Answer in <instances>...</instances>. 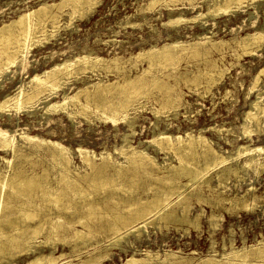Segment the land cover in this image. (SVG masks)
<instances>
[{
    "label": "rangeland",
    "instance_id": "obj_1",
    "mask_svg": "<svg viewBox=\"0 0 264 264\" xmlns=\"http://www.w3.org/2000/svg\"><path fill=\"white\" fill-rule=\"evenodd\" d=\"M59 1L0 0V25L16 18L24 11L37 9V6L41 4H57ZM149 1L101 0L91 13L82 17L75 14L72 20L68 17L72 12L70 6L49 8L56 14L58 21L56 27L60 28H53L47 22L45 30L54 35L50 38L48 36L45 40L43 35L37 32L44 43L35 42L22 65L14 63L0 76L1 101L5 96L17 92L19 87L24 93H29L33 75H41L57 62L61 63L68 58L74 59L89 51L92 58L98 56L106 60V62L105 60L99 62L98 67L93 69L77 70L76 74L69 76L62 87L56 90L55 95H50L48 90H44L38 95V100L29 103L30 105L26 104L19 110L14 107H5L0 110V127L14 133L18 144L21 143V138L15 130L22 128L29 134L58 140L69 147L72 160L69 165L71 168L69 176L77 182L72 181L73 184L77 186L82 184L80 186L85 189L90 188V191L83 194L84 196L75 195L72 191L68 192V197H64V204L52 205L54 203L42 197L41 192L46 188L63 189L67 183L60 180L58 166L51 159L50 152L33 146H23L16 154H13L10 149H0V171L10 174L17 172L20 176L35 173L44 177L42 184H31L22 191L38 193L28 198L29 201L24 195H17L10 185H4L1 198H4L8 206H3L2 214L17 218L13 219V222L16 221L15 224L5 223L0 218V226L5 232L13 231L14 228L21 229V234H17L21 240L15 243L4 241L5 251L0 253V264H25L28 259L39 253H51L56 257V264H126L128 258L145 259L148 253L152 255V258L154 257L150 261L151 264H238L241 261L239 264L260 262L264 264V151H261L257 155V160L250 165L245 164L249 158L248 153L238 151L242 145L264 148V71L260 72L264 68V40H245L247 34L252 35L256 32L264 34V0H242L240 7L233 6L231 10L218 15L204 14L208 11V5L216 0H158L151 6L148 4ZM199 12L204 15L190 19ZM177 16H181L184 20L167 24L169 18ZM174 41L181 44L177 48H180L177 60L169 66L157 64L144 74L146 79L155 75L162 80L161 83L165 80L166 84H172L171 90H173L164 89L161 86L159 90L156 89V87L159 88L157 85L153 87V90L151 88L147 91L145 97L139 98L127 110L130 123H133L131 127L130 123L123 120L113 123L111 119H105L101 111H97L93 102L89 104L91 110L87 107L82 112L79 110L78 101L71 102L73 105L69 102L66 109L45 111L47 103L61 102L63 93L70 96L86 88L91 96L95 82L99 81L101 85H106L104 84L106 82L108 85L109 82L118 84L125 80L123 78L139 76L148 67L150 53L147 51L151 47L159 48L165 43ZM3 47V43L0 42V55L5 59L4 52H1ZM112 57L116 59L112 60ZM104 65L107 67L105 68ZM218 69L223 73L217 81H214V75L209 71ZM209 76H212L211 80ZM83 92L78 97L82 103L85 101V95H83L85 91ZM168 92L176 97L175 110L169 107L171 105ZM257 98H259V107L263 110H259L257 120L243 126V116L250 109V102ZM157 109H159L158 112H156ZM68 113L72 114L69 116ZM245 127L250 133L243 132ZM157 132L181 138L185 134L200 133L214 150V154L218 153V156L224 158V162L211 164L206 169V173L203 172V178L186 183L188 177L178 174L177 176L171 171L172 164L173 166L179 164L177 155L178 149H181L180 146L175 145L170 148L164 146L168 145L165 141L161 146L150 142ZM124 133L128 136L131 146L145 149L146 154L153 157L151 159L156 164L148 161L143 168V166L138 167L128 163L124 155L116 150L124 143H122ZM79 146L92 150L96 154L110 153V159L96 157L93 161L95 164H100V167L102 162H105L100 173L107 179L112 175L113 180L109 179L112 181L110 184L97 189L91 186L89 180L96 172L90 165L84 163L75 151ZM194 148L195 154L189 153L188 155L192 156L187 155V158L185 155L184 159L187 158L186 161L191 159L192 161H189L193 165L196 164L195 166L201 168L206 163L204 157L207 155V158H211L213 153L205 154L206 150L203 151L204 147L200 145ZM192 157L197 160L195 161ZM4 158L10 159L11 162L6 164ZM207 161L212 163L209 159ZM157 178H160L159 181ZM164 181L171 182V185ZM170 187L175 189V193L168 198L167 202L171 204L164 210V212L167 211L168 220L165 218L166 214L161 213L158 217V213H149L146 216L147 220L149 219L148 224L136 229L142 225V220L136 219L133 212L138 209L142 201L145 202L147 199L150 201L154 196L168 191ZM196 192H198L197 195ZM178 195H181V198H177ZM86 196L88 199H84ZM128 197L133 201L132 203L126 201L130 200ZM123 198L124 201H122ZM73 201L75 204L72 206ZM79 203H82V206H79ZM88 204H91L93 208L88 209ZM19 209L29 210L34 216L25 218L21 212L17 211ZM123 209H126L125 212ZM116 212L117 215L132 219L130 226L134 227L125 232V227L122 226V222L120 223L121 220L116 221L118 227H123V229L120 227L123 237L118 240L115 233L113 234L109 219L111 216H117ZM42 217H46L44 221ZM58 217L60 221L54 223L57 229L51 234L48 231L49 225ZM80 218H82L81 223ZM104 219L107 221L105 222ZM38 221L44 222L41 235L25 243V239L32 234L30 227L37 225ZM23 222L28 225L22 224ZM75 230L87 232L88 238L85 244H82V239L74 235ZM23 231L25 234L22 233ZM29 245L30 247H27ZM28 248L30 249L27 250ZM257 248L263 249L262 257L255 251ZM232 252H239V255L236 256ZM244 253L245 255L242 256ZM91 257H98L97 262H91ZM209 259L212 261L210 262Z\"/></svg>",
    "mask_w": 264,
    "mask_h": 264
},
{
    "label": "bare ground",
    "instance_id": "obj_2",
    "mask_svg": "<svg viewBox=\"0 0 264 264\" xmlns=\"http://www.w3.org/2000/svg\"><path fill=\"white\" fill-rule=\"evenodd\" d=\"M158 0H150L149 1V6L153 5L155 2H157ZM219 0L214 1L211 5H208V11H206V13L204 14H211L212 15H218L220 13L226 12L231 10V8L233 6H235L236 8L240 7L242 4V0H221L222 2H218ZM101 2V0H60L59 2H57V4H41L39 7L37 6V9H33V10H29V11H24L22 13H20L19 15H17L16 18H13L7 22H3L0 25V42L3 43L4 47L2 48L1 52H4L5 54V59L1 58L0 55V76L7 71V69L10 67V65L15 64H23L26 60V56L29 53L30 48L32 47V45H34L35 42H39V43H44L43 39L39 37V35H37V32H40L44 39L46 40L47 37L52 36L54 34L52 33H47V31L45 30V26L47 25L46 23L49 22L51 27H56L58 21H57V16L55 13L51 12V7L53 6H58L59 8L61 6H70V9L72 10V12L66 13L69 14L68 17H70L69 20L74 19L75 14L82 17L88 13H91L92 10ZM252 2V1H251ZM147 4V5H148ZM65 6V7H66ZM148 6V7H149ZM141 7V6H140ZM50 8V9H49ZM57 8V7H56ZM62 9V8H61ZM55 10V9H54ZM233 10V9H232ZM60 11V9H59ZM264 11V10H263ZM64 13V12H63ZM203 13H198L197 15L191 17L190 19H196L198 17H201L204 15ZM60 17V13L58 18ZM77 17V16H76ZM181 20H184L181 16H177L176 18H169V20L167 21L168 23H178ZM263 20V19H262ZM1 22V21H0ZM72 23V21H71ZM264 23V22H263ZM169 25V24H168ZM173 25V24H172ZM65 27V26H64ZM132 27V26H131ZM50 28V27H49ZM58 28V27H56ZM60 28V27H59ZM58 28V29H59ZM52 29V28H51ZM57 29V30H58ZM260 29V28H259ZM52 31V30H51ZM260 31V30H259ZM54 33V31H53ZM199 35V34H198ZM244 37V36H243ZM242 37V38H243ZM112 39V38H111ZM264 40V34H262L261 32H256L252 35H246L245 40ZM244 40V39H243ZM30 41V43H29ZM7 44H5V43ZM243 42V41H242ZM239 43V42H238ZM249 43V42H248ZM255 43V42H253ZM259 43V41L257 42ZM246 43H244L245 45ZM181 44H179L178 41H174L172 43H165L163 44L161 47L159 46V48L156 47H149L150 49L147 51L148 53H150V56L148 58V67L146 69H144L143 73L140 74L139 76L133 77V78H123L125 80H122V83H118V84H110L109 85L106 83V85H101V83H96L93 86V92H91V96L92 98L90 99L91 96H89V91L85 88L82 90H79L77 92H74V94L72 95H67L66 93H63V100L61 102H51V103H47L45 105V111H52L54 112L55 109L60 108V109H66V107H68V103L70 102H77L78 101V105H79V110L82 112L85 109H87V107L90 109L89 104L91 102L94 103L95 108L101 111L103 117L105 119H111L113 121V123H116L118 120H123L128 122V124L130 123V120L128 118V113L127 110L130 106H133L134 103L142 97H145L147 95V91H149L151 88V90H153V87L159 85L156 89H161L160 86L164 89H169L171 90L172 88V84H166L165 80L163 81V83H161L160 81H162L159 77L152 75L150 79H146V77L144 76L145 72L149 71L151 68H153L155 65L157 64H168L171 65L173 64L176 60H177V56H178V50L177 49L178 46H180ZM154 46V45H153ZM243 46V44H242ZM1 49V48H0ZM241 49V48H240ZM255 49V48H254ZM191 50V49H190ZM245 50V48H244ZM243 50V52H244ZM249 50V49H248ZM253 50V49H252ZM91 52V51H89ZM89 52L87 54L84 55H78L77 57H75L74 59H65L64 61H62L61 63H58L53 65L50 69L46 70V71H42L43 73L41 75L35 74L33 75V77L30 80V86H31V91L29 93H24L23 89H21V87L18 88V91L15 92L13 95H7L3 98V100L0 101V110L2 108L5 107H14L16 110H19L23 107H25L26 104H29L33 101H35L38 97V95L40 94V92L42 91H46L48 90L50 95H55L56 94V90L60 87H62V84L65 82V80L71 76L72 74H76L77 70H85V69H93L95 68L99 62L104 61L103 58H99L98 56H94L93 58L91 57V55L89 54ZM194 52V51H192ZM236 52V51H235ZM246 52V51H245ZM244 52V53H245ZM140 53V52H139ZM247 53V52H246ZM238 54V53H237ZM3 55V54H2ZM129 55V54H128ZM146 55V54H145ZM199 55V54H198ZM93 56V55H92ZM128 57V56H127ZM145 57V56H144ZM193 57V56H192ZM113 58V57H112ZM143 58V57H141ZM116 58H113L112 60H115ZM124 59V58H123ZM135 59V58H134ZM140 59V58H139ZM144 59V58H143ZM146 60V59H145ZM123 61V60H122ZM106 62V60H105ZM110 62V61H109ZM108 62V63H109ZM121 62V61H120ZM129 62V61H128ZM113 63V62H111ZM187 64V63H186ZM109 66V64H107ZM215 65V64H214ZM117 66V65H116ZM98 67V66H97ZM101 67H103L101 65ZM100 67V69H101ZM105 67V65H104ZM107 67V66H106ZM105 67V68H106ZM210 67V66H209ZM24 68V67H22ZM104 68V69H105ZM110 68V67H109ZM98 69V68H96ZM103 69V68H102ZM174 69V68H173ZM215 69V68H214ZM21 70V69H20ZM141 70V69H140ZM160 70V69H159ZM189 71V70H188ZM264 71V68L260 70ZM196 72V71H195ZM207 72V71H206ZM212 72L214 75V81H217L221 76H222V71H220L219 69L216 71H209ZM41 73V72H40ZM148 73V72H147ZM170 73V71L168 72ZM188 73V72H187ZM150 74V73H149ZM186 74V73H185ZM169 75V74H168ZM210 75V73H209ZM133 76V75H132ZM165 76V75H164ZM171 76V75H170ZM169 76V77H170ZM176 76V75H175ZM187 76V75H186ZM195 76V75H194ZM199 76V75H198ZM203 76V75H202ZM167 77V75H166ZM180 77V76H179ZM188 77V76H187ZM212 77V76H211ZM211 77L209 76V80H211ZM30 78V77H29ZM75 78V77H74ZM148 78V77H147ZM186 78V77H185ZM184 78V79H185ZM189 78V77H188ZM196 78V77H195ZM256 78V76H255ZM177 79V78H175ZM182 79V78H181ZM187 79V78H186ZM185 79V80H186ZM191 79V78H190ZM183 80V79H182ZM181 80V81H182ZM207 80V79H206ZM114 81V80H113ZM190 81V80H189ZM188 81V82H189ZM212 81V82H214ZM117 82V81H116ZM187 82V81H186ZM187 82V83H188ZM193 82V81H192ZM208 85L210 84L209 81ZM211 82V81H210ZM169 83V82H167ZM174 83V82H173ZM185 83V81H184ZM257 83V82H256ZM178 84V82H177ZM191 84V83H190ZM194 84V83H193ZM255 84V83H254ZM91 85V84H90ZM185 85V84H184ZM176 86V85H175ZM206 86V85H205ZM241 86V85H240ZM86 87V86H85ZM253 87V86H252ZM255 87V86H254ZM250 88V87H249ZM206 89V88H205ZM158 90V91H159ZM173 90V89H172ZM171 90V91H172ZM187 90V89H186ZM85 91V103L80 102V100H78L79 94L81 92ZM157 91V92H158ZM165 91V90H164ZM167 91V90H166ZM165 91V92H166ZM226 91V90H225ZM251 91V90H250ZM160 92V91H159ZM162 92V91H161ZM174 92V91H173ZM48 93V92H47ZM84 93V92H83ZM152 93V92H151ZM156 93V92H155ZM170 92H168L169 94ZM206 93V92H205ZM161 94V93H160ZM228 94V93H227ZM110 95V97L108 96ZM162 95V94H161ZM166 95V94H164ZM171 95V93H170ZM169 95V102L170 108L172 107V109L176 106L175 104V98L174 96H170ZM178 95V93H177ZM176 95V96H177ZM155 96V95H154ZM167 96V95H166ZM165 96V97H166ZM199 96V95H198ZM256 96V95H255ZM179 99V98H178ZM38 100V99H37ZM157 100V99H156ZM165 101L166 98H165ZM186 101V100H185ZM36 102V101H35ZM168 102V101H167ZM33 104V103H32ZM72 104V103H71ZM162 104V103H161ZM160 104V105H161ZM168 104V103H167ZM215 104V103H214ZM30 105V104H29ZM73 105V104H72ZM165 105V102H164ZM159 106V105H158ZM72 107V106H71ZM152 107V106H151ZM167 107V105H166ZM250 109L245 112V116H243V126H245L248 122L253 121V120H257L258 119V112L259 110L262 108L259 107V98H257L256 100H253L250 102L249 105ZM7 108V109H8ZM94 108V107H93ZM136 108V107H135ZM162 108V106L160 107ZM168 109V108H167ZM91 110V109H90ZM89 110V111H90ZM161 110V109H160ZM175 110V108H174ZM263 110V109H261ZM88 111V112H89ZM159 109L156 110V112H158ZM67 113V112H65ZM75 113V112H74ZM154 113V112H153ZM263 113V112H262ZM69 116L72 113H68ZM87 114V113H86ZM177 114V113H176ZM261 114V112H260ZM66 115V114H65ZM155 115V114H154ZM86 116V115H85ZM101 116V114H100ZM167 117V116H166ZM71 118V117H70ZM90 120V119H89ZM90 122V121H89ZM256 123V122H255ZM264 123V122H263ZM133 123H130L129 126L131 127ZM258 124V123H257ZM210 128V127H209ZM131 130V129H130ZM219 131V130H218ZM15 132L17 133V135L21 138V143L18 144L17 140H15L14 137V133L10 132V130L5 129L0 127V149H10L13 154H16L23 146H33V147H38V148H42L43 150H47L50 152L51 155V159L56 163V165L58 166L57 171L59 170L60 176H61V181L66 182V187L63 189H51L50 188H46L41 192V196L44 197L46 200L51 201L52 205H56L59 206L60 204H64V197H68L67 193L68 192H73L75 193V195H79L82 196L86 191H90V188H82L80 185H74L73 182L75 181L72 177L69 176V173L71 172V168L69 167V165H71L72 160H71V149L67 146H65L64 144H62L60 141L58 140H51V139H47V138H43L40 137L38 135H34V134H29L27 132H25L22 128L15 130ZM132 132V131H131ZM244 133H250V131L248 130L247 127L244 128L243 130ZM123 137V141H122V145L119 148H116V150L119 151L120 154H123L125 157V160L130 163L133 164L135 166H144L147 164L148 161H151V163H153V160L148 154H146V152L144 151L145 149H137L134 146H131L128 142V136L122 135ZM163 141H165L168 145H164V146H169L170 148L175 147V145H177L178 147L180 146L181 149H178V155H177V159L179 164L178 165H174L172 164L171 167V171L175 173V175H181V176H186L188 177V180L186 181V183L189 182H195L196 180L200 179V177H202L203 172L206 171V169L211 165L215 163H221L224 162V158L221 156H218V153H216L217 155L214 154V150L210 147L209 143L207 142L206 139H204L202 137V135L199 133L198 135H193V134H185L184 137H174L171 135H166L164 132H160L157 134H155L153 136V138L151 139L150 142L161 146V144L163 143ZM202 146V148L204 147L203 151L205 152V154H207L208 152L210 154L213 153L212 155V159L211 158H207L206 156L204 157L203 154L202 156L205 158L206 163L204 164L203 167H199V166H195L193 165L191 159L187 160V155L190 153L192 154L194 152L193 149H195L194 147L196 146ZM163 147V145H162ZM168 147V148H169ZM164 148V147H163ZM200 148V149H202ZM161 149V147L159 148ZM166 149V148H165ZM175 150V149H173ZM172 150V152H173ZM177 150V149H176ZM175 150V151H176ZM75 151L78 153V155L80 156L81 160L90 165L92 170L95 169V175L89 180L90 184L92 187H96L95 189H97V187L100 186H105L107 184H110L109 179L113 180L112 175L110 176V178H106L102 173H100V170L104 168L105 166V162H102L101 167L100 164L98 165L97 163L95 164L93 161L96 157H100L101 159H110V153L108 152H101L99 154H96L94 151L89 150L87 148H83L81 146L77 147L75 149ZM159 151V150H158ZM202 151V150H201ZM238 151H243V152H247L249 155L248 161H246V165L249 164L254 160H257V155L261 152L264 151V148L262 146H256V147H249V145H242L238 148ZM167 152V151H166ZM171 152V151H170ZM201 153V152H200ZM199 153V155H200ZM177 154V153H176ZM195 154V152L193 153ZM235 154V153H234ZM186 155V160L184 159V156ZM220 155V153H219ZM188 156H192V155H188ZM198 156V155H197ZM3 158V157H2ZM173 158V157H172ZM193 158V157H192ZM197 158V157H196ZM202 158V157H200ZM194 159V158H193ZM199 159V157H198ZM207 159H209L210 161H212V163H208ZM4 162L6 164H9L11 162L10 159L8 158H4L3 159ZM51 160V161H52ZM195 161L197 159H194ZM52 161V162H53ZM194 161V162H195ZM230 161V160H229ZM263 161V160H262ZM98 162V161H97ZM109 162V161H108ZM177 162V163H178ZM101 163V161H100ZM150 163V164H151ZM155 163V162H154ZM153 163V164H154ZM198 163V162H197ZM117 164V163H116ZM120 164V163H119ZM122 164V163H121ZM149 164V163H148ZM156 164V163H155ZM154 164V165H155ZM244 164V163H243ZM262 165V164H261ZM148 166V165H147ZM150 166V165H149ZM148 166V167H149ZM152 166V165H151ZM157 166V165H156ZM159 166V165H158ZM245 166V165H244ZM170 167V166H169ZM246 167V166H245ZM84 168V167H83ZM115 168V167H114ZM160 168V167H159ZM165 168V167H164ZM241 168V167H240ZM117 169V168H116ZM168 169V168H167ZM78 170V169H77ZM121 170V169H120ZM158 170V169H157ZM165 170V169H164ZM170 170V169H169ZM233 170V169H232ZM255 170V169H254ZM102 171V170H101ZM129 171V170H128ZM134 171V170H133ZM132 171V172H133ZM125 172V171H124ZM131 172V171H130ZM234 172V171H233ZM246 172V171H245ZM92 173V172H91ZM107 173V172H106ZM173 173V174H174ZM206 173V172H205ZM204 173V174H205ZM254 173V172H253ZM120 174V173H119ZM141 174V172H140ZM162 174V173H161ZM166 174V173H165ZM169 174V173H168ZM172 174V173H171ZM53 175V174H52ZM59 175V174H58ZM71 175V174H70ZM130 175V174H129ZM177 175V176H178ZM45 176V175H44ZM85 176V175H83ZM172 176V175H171ZM120 177V176H119ZM131 177V176H130ZM174 178V176H172ZM176 177V176H175ZM134 178V177H132ZM203 178V177H202ZM201 178V179H202ZM44 179L43 175H36L35 173L30 174V175H24V176H20L17 172L16 173H4L2 171H0V218L5 222V223H9V224H15V222H13L14 218H17L16 216L11 215L12 217H10L9 214H2V209L3 206H8L7 202H5L4 198H1L2 192H3V187H5L4 185L8 184L11 186V188L13 189V191L18 195L22 194L24 195V197L28 200V198L38 194L37 192L34 191H28L26 193H23L22 191H24L25 188H27V186L31 185V184H38L41 183L42 184V180ZM148 179V178H147ZM158 179V178H157ZM160 179V178H159ZM158 179V181H159ZM217 179V178H216ZM227 179V178H226ZM239 179V177H238ZM127 180L128 177H127ZM169 180V179H168ZM225 180V179H224ZM42 181V182H41ZM53 181V180H52ZM55 181V180H54ZM73 181V182H72ZM83 180H81L82 182ZM136 181V180H135ZM157 181V183L159 184V182ZM179 181V180H178ZM85 183V181H83ZM166 184L171 185V182H167L164 181ZM74 183H77L76 181ZM162 183V182H161ZM160 183V185H161ZM46 184V183H45ZM86 184V183H85ZM134 184V183H133ZM163 184V183H162ZM176 184V183H175ZM185 184V183H184ZM221 184V183H220ZM50 185V183H49ZM126 185V184H125ZM165 185V184H163ZM188 185V184H186ZM191 185V183H190ZM218 185V184H217ZM223 185V184H222ZM121 186V184H120ZM117 186V187H120ZM159 186V185H158ZM200 186V185H199ZM89 187V186H86ZM135 187V186H134ZM161 187V186H160ZM173 187V184H172ZM170 187V189L167 191H165V193H163L162 195H157L154 196L152 199H150V201L148 200H144L145 202L142 201L141 205L138 206V209L136 207V211L133 212L135 215L134 217L136 219H141L142 220V225L137 228H141L144 227L148 224V220H147V215L149 213H158V217L159 214H166L165 218L167 219L166 216L167 215V211L164 212L165 207L171 203L167 202L168 198L170 196H172V194L175 193V189L173 190V188ZM192 187V186H191ZM10 188V187H9ZM115 187H113L114 189ZM151 188V187H150ZM172 188V189H171ZM101 189V188H100ZM118 189V188H117ZM161 189V188H159ZM177 189V188H176ZM10 190V189H9ZM38 190V189H37ZM163 190V189H162ZM173 190V191H172ZM101 191V190H100ZM160 191V190H159ZM12 192V191H11ZM86 192V193H87ZM94 192V191H93ZM103 192V191H102ZM101 192V193H102ZM190 192V191H189ZM199 192V191H198ZM196 192V195L197 193ZM121 193V192H120ZM130 194V193H129ZM85 195V194H84ZM83 195V196H84ZM88 195V194H87ZM100 195V194H99ZM105 195V194H104ZM182 195V194H181ZM178 195L177 198H181ZM199 195V194H198ZM7 196V195H6ZM112 196V195H111ZM117 196V195H116ZM185 196V195H184ZM200 196V195H199ZM197 196V197H199ZM22 197V196H21ZM87 197V198H86ZM84 199H88V196H86ZM109 197V196H108ZM122 198V196H119ZM117 197V198H119ZM196 197V196H195ZM14 198V197H13ZM36 198V197H35ZM41 198V197H40ZM92 199V197H90ZM104 198V196H103ZM211 198V197H210ZM24 199V198H23ZM78 199V197H77ZM76 199V200H77ZM84 199H82L84 201ZM120 199V198H119ZM128 199H130L128 197ZM18 200V199H17ZM69 200V199H68ZM75 200V201H76ZM80 200V199H78ZM109 200V198H108ZM125 199L123 198L122 201H124ZM181 200V199H180ZM219 200V199H218ZM222 200V199H221ZM90 201V200H89ZM97 201V200H96ZM128 202L131 201L130 200H126ZM126 201L124 202V204L126 203ZM176 201V200H175ZM183 201V200H182ZM26 202V201H25ZM43 202V201H42ZM85 202V201H84ZM87 202V200H86ZM98 202V201H97ZM112 202V201H111ZM120 202V201H119ZM133 201H131L132 203ZM207 202V201H206ZM78 203V201H77ZM88 203V202H87ZM117 203V202H116ZM122 203V202H121ZM130 203V204H131ZM174 203V202H173ZM245 202H243L244 204ZM75 204V202L73 201L72 206ZM80 204V203H79ZM82 204V203H81ZM79 206H82V205ZM134 204V203H133ZM187 204V203H186ZM10 205V204H9ZM78 205V204H76ZM123 205V203H122ZM138 205V203H137ZM174 205V204H172ZM89 208H93L91 204H88ZM128 206V205H127ZM236 206V205H235ZM246 206V205H245ZM251 206V205H250ZM11 207V206H10ZM54 207V206H53ZM87 207V206H86ZM96 207V206H95ZM94 207V209H95ZM134 207V206H133ZM134 207V208H135ZM170 207V206H169ZM179 207V206H178ZM183 207V206H182ZM188 207V206H187ZM231 207V206H230ZM77 208V207H76ZM80 208V207H79ZM97 208V207H96ZM132 207H130V210ZM55 209V208H54ZM69 209V208H68ZM67 209V210H68ZM78 209V208H77ZM81 209V208H80ZM79 209V210H80ZM87 209V210H88ZM114 209V208H113ZM121 209V208H120ZM168 209V208H167ZM173 208H171V211ZM186 209V208H185ZM188 209V208H187ZM49 210V209H47ZM62 210V209H61ZM66 210V211H67ZM83 210V209H82ZM108 210V208H107ZM112 210V208H111ZM124 210V209H123ZM126 210V209H125ZM124 210V212H125ZM135 210V209H134ZM133 210V211H134ZM182 210V209H181ZM19 213L21 212V214L24 215L25 218H31L32 216H34V214L32 212H30L29 210H22L19 209L17 210ZM76 211V209H75ZM60 212V210H59ZM110 212V211H109ZM115 212V211H114ZM170 212V211H169ZM183 212V210H182ZM18 213V214H19ZM78 213V212H77ZM113 213V212H112ZM127 213V212H126ZM59 214V213H58ZM92 214V213H91ZM118 213L116 212V215ZM183 214V213H182ZM52 216V214H50ZM73 215V214H71ZM109 215L111 216V214L109 213ZM113 215H115L113 213ZM123 215H127V214H123ZM132 215V214H131ZM172 215V212H171ZM20 216V215H19ZM44 216V215H43ZM79 216V215H77ZM101 216V215H99ZM170 216V214H169ZM210 216V215H209ZM70 217V214H69ZM76 217V215H75ZM126 217V218H125ZM121 216V215H117V216H111L109 219L111 220V229L114 231L113 234L115 233V237L116 239H121L123 237V231L120 229V227L124 226L125 227V232L126 230L130 231L132 230L134 227L133 225L130 226L131 222L130 220L132 219H128V216ZM133 217V216H132ZM162 217V215H161ZM164 217V216H163ZM178 217V216H177ZM176 217V218H177ZM185 218V216H183ZM19 218V217H18ZM43 218V217H42ZM46 218V217H45ZM45 218H43V221L45 220ZM66 218V217H65ZM68 218V217H67ZM77 218V217H76ZM108 218V216H107ZM131 218V217H130ZM154 218V216H153ZM169 219H171L172 217H168ZM175 218V217H174ZM172 218V219H174ZM20 219V218H19ZM48 219V218H47ZM70 219V218H68ZM75 219V218H74ZM78 219V218H77ZM81 219L80 218V223H81ZM87 219V218H86ZM164 219V218H163ZM165 219V220H166ZM180 219V218H179ZM52 220V219H51ZM85 220V219H83ZM105 222L107 221L106 219H104ZM121 220V221H120ZM161 220V219H160ZM159 220V221H160ZM168 220V219H167ZM32 221V220H31ZM60 221V218L58 217V219L54 222H51L52 224L49 225L48 231L53 234L55 232L56 228V224L54 223H58ZM69 221V220H68ZM78 220H76L77 222ZM116 221H120L121 224H123L122 226L118 227L116 224ZM138 221V220H136ZM135 221V222H136ZM19 222V221H18ZM22 222V221H21ZM39 222V221H38ZM37 222V223H38ZM75 222V223H76ZM109 222V221H108ZM50 223V222H49ZM84 223V222H83ZM2 224V222H1ZM19 224V223H18ZM22 224H26V223H22ZM21 224V225H22ZM86 224V223H84ZM6 225V224H5ZM28 225V223L26 224ZM30 225V224H29ZM68 225V224H67ZM88 225V224H87ZM17 226V225H16ZM81 226V225H80ZM159 226V225H158ZM166 226V225H165ZM29 227V226H28ZM99 227V226H98ZM97 227V228H98ZM105 227V226H104ZM178 227V226H177ZM186 227V226H185ZM12 228V227H11ZM95 228V227H94ZM102 228V227H101ZM110 228V227H109ZM31 229V235L28 237V239H25V243H29L33 238H35L37 235H39L41 233V231H43L44 229V222L42 223V221H40L37 225H33V227H30ZM123 229V227H122ZM134 229V231L136 230ZM46 230V229H45ZM111 230V231H112ZM21 231V229L18 228H14L13 231H8L5 232L3 230V228H1L0 226V253H3L4 250V241H7L9 243H15L17 240L20 239V237L17 235L19 234ZM58 231V230H57ZM63 231V230H62ZM138 231V230H137ZM14 232V233H12ZM23 234L24 231L22 232ZM21 234V233H20ZM57 234V233H55ZM112 234V235H113ZM41 235V234H40ZM74 235H77L78 238L82 239V244H85L87 242V238H88V234L87 232H81L79 230H75L74 231ZM111 235V236H112ZM222 235V234H221ZM259 235V234H258ZM54 238V237H53ZM255 238V237H254ZM62 239V238H61ZM115 239V238H114ZM21 240V239H20ZM50 240V239H48ZM79 240V239H78ZM42 241V240H41ZM47 241V239H46ZM53 241V240H52ZM241 241V240H240ZM49 242V241H48ZM47 243V242H46ZM32 244V243H31ZM34 244V243H33ZM36 244V243H35ZM34 244V245H35ZM69 244V243H68ZM222 244V243H221ZM27 245V244H26ZM27 247H30L27 246ZM209 247V245H208ZM223 247V246H222ZM12 248V247H11ZM26 248V247H25ZM251 248V247H250ZM30 248H28L27 250H29ZM249 249V248H248ZM247 249V250H248ZM13 250V249H12ZM32 250V249H31ZM229 250V249H228ZM26 251V250H25ZM256 252L261 253L263 252V249L261 248H257V250H255ZM52 252V251H51ZM222 252V251H221ZM243 252V251H242ZM48 253V252H47ZM234 255L238 256L239 252H232ZM228 254V253H227ZM230 254V253H229ZM231 254V255H233ZM257 254V253H256ZM264 254V253H263ZM245 253L242 255L244 256ZM9 256V255H8ZM146 258L145 259H134L133 257H130L126 260V264H151V259L152 255L151 254H146L145 255ZM235 256V257H236ZM249 256V255H248ZM156 257V255H155ZM209 257V256H208ZM252 257V256H251ZM262 257V256H261ZM234 258V256H233ZM238 258V257H236ZM241 258V257H240ZM247 258V257H246ZM258 258H259V254H258ZM264 258V257H263ZM205 259V258H204ZM214 259V258H213ZM98 260V257L92 258L91 257V262ZM247 260V259H246ZM209 261L211 262L212 260L209 259ZM2 262V261H1ZM88 262V261H87ZM125 262V261H124ZM214 262V260H213ZM217 262V261H216ZM229 262V261H228ZM232 262V261H231ZM242 262V261H241ZM241 262H238L241 263ZM9 263V262H8ZM261 263V262H260ZM257 263V264H260ZM25 264H56V257L52 256L51 253L49 254H42L39 253L35 256H33L31 259H28ZM164 264V263H163ZM175 264V263H173ZM212 264V263H210ZM215 264V263H214ZM218 264V263H217ZM236 264V263H234ZM244 264V263H242ZM262 264V263H261Z\"/></svg>",
    "mask_w": 264,
    "mask_h": 264
}]
</instances>
